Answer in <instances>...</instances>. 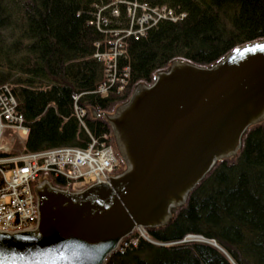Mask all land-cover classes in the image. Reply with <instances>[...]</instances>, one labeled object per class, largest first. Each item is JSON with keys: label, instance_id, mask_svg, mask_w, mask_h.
I'll list each match as a JSON object with an SVG mask.
<instances>
[{"label": "trees", "instance_id": "16d2710c", "mask_svg": "<svg viewBox=\"0 0 264 264\" xmlns=\"http://www.w3.org/2000/svg\"><path fill=\"white\" fill-rule=\"evenodd\" d=\"M114 1L0 0V87L9 86L29 126L20 151L86 147L91 135L111 143L108 123L93 118L92 108L112 109L175 57L208 65L264 37V0H128L185 16L158 22L138 40L127 37L119 65L129 67L128 82L101 94L105 71L95 53L110 39L102 29L129 21L125 3L112 14ZM99 15L111 22L99 19V27ZM76 104L86 110V127ZM147 232L126 238L138 241L121 244L106 264H264V123L249 130L237 158L207 175L170 224ZM189 234L199 237L186 240Z\"/></svg>", "mask_w": 264, "mask_h": 264}, {"label": "water", "instance_id": "95a60500", "mask_svg": "<svg viewBox=\"0 0 264 264\" xmlns=\"http://www.w3.org/2000/svg\"><path fill=\"white\" fill-rule=\"evenodd\" d=\"M90 115L108 123L121 169L76 190L40 177L37 223L0 230V264H106L136 229L170 224L264 123V37L208 65L175 57L151 82L138 81L125 101Z\"/></svg>", "mask_w": 264, "mask_h": 264}, {"label": "built area", "instance_id": "2783aa9c", "mask_svg": "<svg viewBox=\"0 0 264 264\" xmlns=\"http://www.w3.org/2000/svg\"><path fill=\"white\" fill-rule=\"evenodd\" d=\"M122 3L126 4L129 21L123 27L102 29L109 34L110 39L103 44V47L101 43L97 44L99 49L95 57L103 63L105 71V79L97 90L101 94H106L113 86H116L118 91H122L128 82L129 67L123 66L120 71L119 65V59L126 54L127 37L138 40L158 22L164 19L176 21L185 16L184 13L176 14L166 5L151 6L128 0H115L111 4L114 16L120 15L118 5ZM99 19L105 24L111 22L106 16L101 18L99 15L98 21ZM75 112L80 124L86 127V110L76 104ZM8 129L17 133L22 139L29 132L25 117L18 109L16 97L9 86L3 85L0 87V230H22L37 223L39 210L34 185L40 177L49 176L54 182L55 179H59L61 183L55 182L56 184L76 190L95 179L107 178L110 173L118 171L121 167L113 159L110 151L111 143L106 135L102 140L91 135L86 147L61 146L3 155L11 150L10 142L1 143ZM143 232L137 236L145 235ZM137 236L124 241L123 245L129 242L136 244ZM198 237L189 234L185 239Z\"/></svg>", "mask_w": 264, "mask_h": 264}, {"label": "rangeland", "instance_id": "374dc122", "mask_svg": "<svg viewBox=\"0 0 264 264\" xmlns=\"http://www.w3.org/2000/svg\"><path fill=\"white\" fill-rule=\"evenodd\" d=\"M5 135H6L7 138L5 136H3L2 139H1V143L10 142V144H9V146L11 148L10 152L14 151L15 148H19V147H20L19 151L22 149V147L24 145L25 138H26L25 136L22 139L21 137H19L17 135V133H15L14 131L9 130V129L5 132ZM14 135H16V136H14ZM142 231H144L143 233L145 234V235H142V236H145V237L148 236L149 237L147 230H143L142 228L141 229L140 228L136 229L134 233L137 234V235H140ZM124 241H126V240L124 239L122 241V244L124 243Z\"/></svg>", "mask_w": 264, "mask_h": 264}, {"label": "bare ground", "instance_id": "6f19581e", "mask_svg": "<svg viewBox=\"0 0 264 264\" xmlns=\"http://www.w3.org/2000/svg\"><path fill=\"white\" fill-rule=\"evenodd\" d=\"M178 20V19H177Z\"/></svg>", "mask_w": 264, "mask_h": 264}]
</instances>
